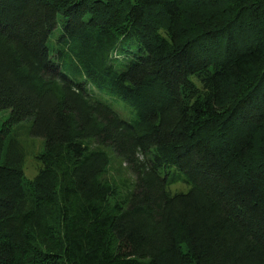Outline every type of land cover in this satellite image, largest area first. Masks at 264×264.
<instances>
[{"label":"trees","instance_id":"trees-1","mask_svg":"<svg viewBox=\"0 0 264 264\" xmlns=\"http://www.w3.org/2000/svg\"><path fill=\"white\" fill-rule=\"evenodd\" d=\"M5 110L0 264H264V0H0Z\"/></svg>","mask_w":264,"mask_h":264},{"label":"rangeland","instance_id":"rangeland-1","mask_svg":"<svg viewBox=\"0 0 264 264\" xmlns=\"http://www.w3.org/2000/svg\"><path fill=\"white\" fill-rule=\"evenodd\" d=\"M101 95V94H100ZM113 104L108 103L114 111H116L123 119L130 120V108L122 101H113ZM125 108V111L121 108H116V106ZM129 115H128V113ZM127 113V116H126ZM9 110L0 111V124L8 117ZM31 122L23 121L19 125L12 128V135H14L20 142L25 151V161H24V175L27 179H32L38 172L40 168V162L37 156L43 151L44 144L43 139L40 137L32 136L29 133ZM174 171V170H171ZM189 186L181 182L171 185L168 190L171 193L186 192Z\"/></svg>","mask_w":264,"mask_h":264}]
</instances>
